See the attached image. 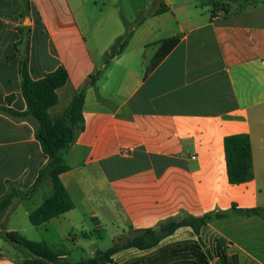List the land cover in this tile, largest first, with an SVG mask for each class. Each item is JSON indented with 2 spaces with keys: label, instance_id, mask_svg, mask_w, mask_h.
I'll return each mask as SVG.
<instances>
[{
  "label": "crops",
  "instance_id": "0c3cea01",
  "mask_svg": "<svg viewBox=\"0 0 264 264\" xmlns=\"http://www.w3.org/2000/svg\"><path fill=\"white\" fill-rule=\"evenodd\" d=\"M24 2L0 0V107L27 109L19 71L24 56L34 80L59 66L68 72L69 82L57 91L59 103L50 109L52 118L64 112L91 76L101 73L85 93L83 128L62 151L69 170L60 179L74 209L39 226L46 232L51 227L60 241L45 243L63 251L72 263L102 250L92 233H82L80 239L68 232L77 223L65 222L77 209V197L90 202L89 194L106 189L124 218L114 241L185 215L228 212L210 220L198 234L188 226L178 228L158 247L123 250L110 264L148 258L160 247L184 241L198 242L210 264H264V0L239 10L232 5L228 12L214 10L210 0H202L201 9L175 0H133L138 18L151 4L155 10L163 4L167 11L136 27L124 53L108 66L89 52L85 36L96 26L84 10L85 1ZM99 25L109 34L107 45L123 33L118 24L114 30L111 22ZM23 30L27 41L21 43ZM36 32L45 39L40 55L33 54L31 37ZM171 38H177V44L148 71L163 41ZM98 47L102 55L105 48ZM138 52L141 56L135 60ZM35 126L31 119L0 110V197L11 185L22 194L5 213L18 201L40 203L44 191L52 189L47 180L32 190L47 164ZM236 134L250 137L254 173L251 181L239 185L228 180L224 150V139ZM233 206L261 212L229 213ZM3 214L0 223L5 222ZM93 219L94 231L100 233L102 223L96 214ZM69 238L76 250H89L87 258L73 259ZM21 261L14 246L0 238V264Z\"/></svg>",
  "mask_w": 264,
  "mask_h": 264
},
{
  "label": "trees",
  "instance_id": "16d2710c",
  "mask_svg": "<svg viewBox=\"0 0 264 264\" xmlns=\"http://www.w3.org/2000/svg\"><path fill=\"white\" fill-rule=\"evenodd\" d=\"M24 3H26V0ZM156 0H153L155 2ZM213 9L228 12L232 5H239L241 9L259 4V0H210ZM167 11L162 4L158 9H150L140 17L135 24L125 23V33L119 36L110 50L105 54V65L121 56L134 36L136 27L151 15H159ZM25 16H29L25 12ZM26 28V27H25ZM24 42V30L21 31ZM177 38L163 41L161 48L153 58L148 71L154 69L177 44ZM21 90L27 109L17 112L13 109L0 107L1 111L15 118L31 119L35 122V136L43 154L47 158L46 166L40 171L32 190H36L45 181L49 180L53 193L29 215L30 223L39 227L51 219L74 209V203L64 187L60 176L69 170L62 157V151L68 149L74 142L77 133L83 128V106L85 93L95 84L100 75L91 76L83 87L76 92L69 106L57 118H52L50 109L59 103L57 91L69 82V75L65 67L59 66L55 71L44 77L34 80L28 69V59L21 58L20 66ZM8 97V101L12 100ZM224 150L227 165L228 180L233 185H239L251 181L254 178L252 164V150L250 137L246 134L227 136L224 139ZM21 191L11 185L9 191L0 197V216L12 205L13 201L21 196ZM237 212L244 215H257L260 209L239 210L233 206L229 213ZM228 212H213L204 217L183 216L161 223L156 229L137 231L133 237H119L115 239L113 246L106 250H97L95 255L84 261L72 263L64 258L63 251L55 250L45 242L31 241L16 231H0V238L12 244L21 254L22 261L19 264H110L112 257L123 250L139 249L149 250L158 247L160 242L173 234L178 228L191 227L195 234L214 218H223ZM154 255L148 258L133 259L126 264H210V258L196 241H184L158 248ZM226 258L223 257V261ZM227 264V262H226Z\"/></svg>",
  "mask_w": 264,
  "mask_h": 264
},
{
  "label": "rangeland",
  "instance_id": "374dc122",
  "mask_svg": "<svg viewBox=\"0 0 264 264\" xmlns=\"http://www.w3.org/2000/svg\"><path fill=\"white\" fill-rule=\"evenodd\" d=\"M85 1V11L88 13L90 21L96 26L94 31L88 32L85 38L87 40V46L89 52L91 53L93 59L97 60L99 64L105 63V54L110 50L111 46L114 44L115 40L110 45H107L109 42V34L104 33L103 29H101L99 24H105L111 22L113 24V30L116 28V25H120L121 29H123V33L125 32V23L128 22L130 24H135L139 21L140 17L143 15H139L137 17L134 9L133 0H83ZM180 3H189V5H199L201 9V1L202 0H175ZM159 6V5H158ZM206 7V6H205ZM232 7V6H231ZM151 4V9H155ZM207 8H210L207 6ZM213 8V7H212ZM233 8V7H232ZM241 6L234 7L232 10H239ZM147 10L146 12H149ZM145 12V14H146ZM114 15V18L112 17ZM114 19V20H113ZM29 22L26 23L28 25ZM99 27V29H98ZM111 33V32H110ZM122 33V34H123ZM121 34V35H122ZM121 35H118L121 36ZM97 36V37H96ZM31 42L33 45V54L40 55L43 54L45 51V39L44 36L40 34V32H36L31 37ZM24 40L27 41V37L24 35ZM99 40V42H98ZM105 48L104 53L100 55L98 53L99 46ZM108 46V47H107ZM141 56L140 52H138V57ZM151 65V64H150ZM150 67V66H149ZM101 74V73H100ZM100 76V75H99ZM52 194V189L44 191V194L40 198L39 201L31 202L27 201H18L17 203L13 204L12 208L8 210V212H4L3 217L5 218V222L0 223L2 230L6 231V228H13L19 231L23 237L28 240L36 241V242H47L51 245L59 244L57 236L52 233L51 227L50 231L46 232L45 227H35L29 221L28 212L34 210L37 206L41 204L44 198H47ZM84 199V197L82 196ZM90 202L83 203L80 201L79 197H77V209L72 214L71 220L66 221L65 223H77V227L70 228L67 227L69 230L68 232L72 234H77V236L82 239V233L93 234L94 241L97 242V245L100 249L106 250L113 245L114 241V234H116L117 226L121 223H124V218L120 216L121 214L118 213V208L116 203L113 200V196L108 192V190L104 189L101 192L96 191L88 195ZM104 203H107L109 208L104 206ZM93 214L99 218L100 223H102V229L100 233H96L95 229V220L93 219ZM8 224V227L6 226ZM124 236L123 238H126ZM70 239V238H69ZM69 248L75 250L73 259L76 261L85 259L88 257L89 250L87 248L86 251H79L75 249V245L69 240L67 244ZM17 256L16 254H13ZM16 259L20 260V257H16Z\"/></svg>",
  "mask_w": 264,
  "mask_h": 264
}]
</instances>
